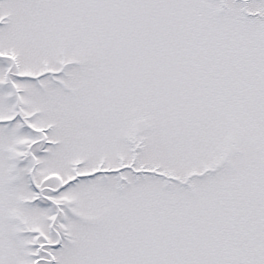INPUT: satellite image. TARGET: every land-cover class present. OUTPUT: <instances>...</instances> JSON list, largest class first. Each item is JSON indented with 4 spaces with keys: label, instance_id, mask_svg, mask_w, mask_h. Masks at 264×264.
<instances>
[{
    "label": "snow or ice",
    "instance_id": "snow-or-ice-1",
    "mask_svg": "<svg viewBox=\"0 0 264 264\" xmlns=\"http://www.w3.org/2000/svg\"><path fill=\"white\" fill-rule=\"evenodd\" d=\"M0 264H264V0H0Z\"/></svg>",
    "mask_w": 264,
    "mask_h": 264
}]
</instances>
